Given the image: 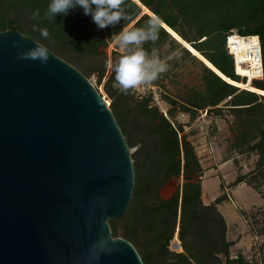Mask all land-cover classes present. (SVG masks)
I'll use <instances>...</instances> for the list:
<instances>
[{"label": "trees", "instance_id": "1", "mask_svg": "<svg viewBox=\"0 0 264 264\" xmlns=\"http://www.w3.org/2000/svg\"><path fill=\"white\" fill-rule=\"evenodd\" d=\"M140 2L229 78L245 81L236 74L234 57L226 47L227 38L235 28L240 35L260 37L264 66V0ZM47 5L48 0H0V31L9 30L12 19L13 31L32 37L70 64L108 46L113 36L129 22L139 26L150 16L142 14L143 7L135 0H127L129 20L98 29L82 9H73L67 16L57 15L56 20H49L44 16ZM36 9L41 12L39 21L32 19ZM37 23L48 28L47 39L33 27ZM194 31L196 34L192 35ZM170 37L162 26L157 44L146 47H158ZM183 49L190 58L199 59L185 46ZM106 61L99 62L91 72H99L98 84H104V91L111 99L109 106L130 148L137 147L132 155L136 187L125 215L109 221L113 236L130 241L144 264H264V258L262 262L250 263L243 256H231L234 241L228 239L227 220L218 208L226 196H219L211 204L204 202L205 169L193 143L187 135H181L184 127L175 126L159 108L151 107L149 98L133 100L130 104L132 97L119 90L114 73L106 68ZM203 65L206 87L204 90L191 88L183 109L193 120L200 110L207 109V114L219 112V105L229 99L225 105L235 116L234 148L241 153L253 151L258 155L255 169L239 176L234 185L246 182L261 192L264 185V95L235 86ZM82 73L89 77V72ZM253 84L264 90V77L255 79ZM170 115L174 116L175 111L170 110ZM175 178H182L183 182L169 197H164L163 188ZM176 233L182 251L170 248Z\"/></svg>", "mask_w": 264, "mask_h": 264}, {"label": "water", "instance_id": "2", "mask_svg": "<svg viewBox=\"0 0 264 264\" xmlns=\"http://www.w3.org/2000/svg\"><path fill=\"white\" fill-rule=\"evenodd\" d=\"M9 27L0 31V264H144L109 222L132 201L137 147L90 79L49 48L47 63L22 57L42 44Z\"/></svg>", "mask_w": 264, "mask_h": 264}, {"label": "rangeland", "instance_id": "3", "mask_svg": "<svg viewBox=\"0 0 264 264\" xmlns=\"http://www.w3.org/2000/svg\"><path fill=\"white\" fill-rule=\"evenodd\" d=\"M232 32L238 33V29L235 28ZM195 34L196 31L192 33V35ZM156 48L164 56L176 49H180L183 55L179 59L170 61L169 71L152 83L156 91L149 93L147 87L140 86V91L147 92L141 97L138 96L137 89L130 90L128 92L132 97L130 104L133 100L149 98L151 107L159 108L160 112L175 126L184 127L181 135H187L204 168L208 170L204 177L206 194L213 199L219 194L226 196L220 205V210L230 219L231 227L228 228L227 236L229 240L234 241L230 248L231 256H243L250 263L262 262L264 258V185L261 187V192L246 182H242L246 185L234 188V180L255 169L258 155L253 151L241 153L234 148L232 125L235 116L231 113L229 106L225 105L229 99L219 105L221 107L219 112L207 114V109L200 110L193 120L188 111L183 109L191 88L204 90L206 87L207 80L203 63L197 58H190L183 46L172 37ZM120 55V49L111 42L91 56L80 59V61L74 60L72 65L82 72H89L88 79L96 88L99 86V92L103 95L104 84L101 86L98 84L99 72H91V70L93 71L99 62L103 63L105 59L115 60ZM171 100H176L177 103L174 104ZM170 110L175 111L174 116L170 115ZM182 182V178L173 179L163 188L162 195L169 197ZM221 182L224 187H221ZM231 190L235 191L231 193ZM230 210H233L232 216Z\"/></svg>", "mask_w": 264, "mask_h": 264}, {"label": "clouds", "instance_id": "4", "mask_svg": "<svg viewBox=\"0 0 264 264\" xmlns=\"http://www.w3.org/2000/svg\"><path fill=\"white\" fill-rule=\"evenodd\" d=\"M73 9H82L85 15H90L98 29L129 20L127 0H48L44 16L49 20H56L57 15L67 16ZM32 19H41L39 9L33 11ZM163 23L158 15L153 14L139 26L129 22L113 36V44L120 49L121 55L115 60H107L106 68L114 73L115 83L122 93L128 94L132 89L156 82L169 71L170 61L182 57L180 49L164 56L156 47H145L157 44ZM33 27L41 37L47 39L50 36L47 27H41L39 23ZM20 55L47 63L50 51L42 45H36Z\"/></svg>", "mask_w": 264, "mask_h": 264}, {"label": "bare ground", "instance_id": "5", "mask_svg": "<svg viewBox=\"0 0 264 264\" xmlns=\"http://www.w3.org/2000/svg\"><path fill=\"white\" fill-rule=\"evenodd\" d=\"M137 3L141 4L140 0H135ZM143 6V12L147 13L149 15H153L154 13L147 8L146 6ZM142 14L140 16H142ZM140 16L136 19L138 20ZM135 20V21H136ZM134 22L131 24L133 25ZM163 26L166 28V30L169 32V34L180 44L183 46H189L193 50V54L197 56L203 63L209 68H212V70L217 73L219 76L224 78L226 81L234 84L235 86H238L242 89H247L254 91L258 94H264V90L257 88L254 86L253 81L255 78L262 79V73L260 68V61H258V52L261 48V43L258 35H250L248 38L236 35L231 38L230 46H232V54H235L237 64L236 69L237 73L241 76H246L247 78L245 81H236L225 74H223L214 64H212L204 55H202L199 51L191 47V44L187 42L182 36H180L174 29L169 27L166 23H163ZM108 77V76H107ZM103 98L106 101V103L109 105L111 104V99L109 96L104 92Z\"/></svg>", "mask_w": 264, "mask_h": 264}, {"label": "built area", "instance_id": "6", "mask_svg": "<svg viewBox=\"0 0 264 264\" xmlns=\"http://www.w3.org/2000/svg\"><path fill=\"white\" fill-rule=\"evenodd\" d=\"M236 35H239V36H241L239 33H237V32H232L229 36H228V38H227V43H226V47H227V49H228V51L231 53V51H232V46H230V41H231V38L233 37V36H236ZM250 35H242V37H245V38H248ZM259 37V36H258ZM259 39H260V37H259ZM260 43H261V41H260ZM232 54V53H231ZM233 55V57H234V61H235V72H236V74L237 75H239L238 73H237V69H236V64H237V60H236V56H235V54H232ZM258 61H260V68H261V73H262V76H261V78H263L264 77V66H263V55H262V47L260 48V50H259V52H258ZM239 76H241V75H239ZM243 78H247L246 76H242ZM255 79H258V78H255ZM254 79V80H255ZM142 87H147L148 88V91L147 92H154V91H156V87L154 86V85H152V84H150V85H142ZM140 88V87H139ZM139 88H137V90H138V92H137V94H138V96H141V97H143V96H145L146 95V91H140L139 90ZM230 197V196H229ZM170 248L173 250V251H179V250H182V245H181V241H180V239H179V235H178V233H176V235H175V237H174V239L171 241V244H170Z\"/></svg>", "mask_w": 264, "mask_h": 264}, {"label": "crops", "instance_id": "7", "mask_svg": "<svg viewBox=\"0 0 264 264\" xmlns=\"http://www.w3.org/2000/svg\"><path fill=\"white\" fill-rule=\"evenodd\" d=\"M226 163V162H225ZM205 170H204V177H205V174H206V172L208 171L206 168H204ZM204 177H203V188H204ZM235 181V180H234ZM221 184H222V182H221ZM245 183H240V184H238V185H235V189L238 187V186H240V185H244ZM246 185V184H245ZM235 190H231V193H233ZM220 196V194L216 197V198H210L207 194H206V192H205V189H204V195H203V199H204V202L206 203V204H211V203H213V202H215V200L218 198ZM220 205H221V203L220 204H218V207H219V210H220ZM221 211V210H220ZM233 210H230V212H231V216L234 214L233 212H232ZM222 212V211H221ZM223 213V212H222ZM223 215L225 216V218H226V220H227V224H228V228L230 229V219H229V217L228 216H226L224 213H223Z\"/></svg>", "mask_w": 264, "mask_h": 264}]
</instances>
